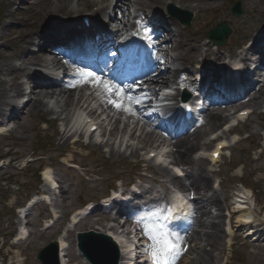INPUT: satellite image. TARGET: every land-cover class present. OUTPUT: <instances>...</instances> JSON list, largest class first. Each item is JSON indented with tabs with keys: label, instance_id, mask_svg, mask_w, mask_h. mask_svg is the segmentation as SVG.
Wrapping results in <instances>:
<instances>
[{
	"label": "rangeland",
	"instance_id": "374dc122",
	"mask_svg": "<svg viewBox=\"0 0 264 264\" xmlns=\"http://www.w3.org/2000/svg\"><path fill=\"white\" fill-rule=\"evenodd\" d=\"M14 1H17V5L11 7L7 6L6 0H0V8L2 11L0 19V49L4 51H11L12 45L2 40L1 35L14 31L11 36L14 37L24 28L22 20L10 17L14 9H17L18 6H24L21 5L20 0ZM48 1L49 0H32L31 2L32 7L26 18L30 19L31 23L35 24V30L42 27L44 22H46L45 25L56 23L61 17L60 14L53 13V15L57 17L52 16V13H50L51 15L47 14L49 11L44 14H37L38 9H41V7L44 8ZM51 1L53 0H50V2ZM124 1L126 4L128 1L130 2V0ZM213 1L225 5L226 13H228L231 3L234 0ZM117 2V0L113 1V7ZM243 2L246 9L244 15L240 18L232 16V22L234 21L235 23L234 26L236 31L233 43L238 42V40L242 38V32L246 33L247 29L251 28V25L255 23L256 25L258 23L264 24V0H243ZM120 4L122 7L123 3ZM54 5L53 3V6ZM192 5L195 6L197 4ZM202 6L206 8L209 5L203 4ZM255 6L259 8L260 11H255ZM114 8L115 10H110L109 13L115 16L117 14L118 18L122 19V14H120V10H118V4L117 8ZM85 10L87 9L85 8L83 11ZM104 14H106V11ZM203 14L208 21H213L215 18L219 17L214 20L211 25L223 20L221 16H216L211 12H205ZM78 16L81 15L78 14ZM195 22L196 16L194 14V21L188 29L195 28ZM41 30L42 29L36 31L37 36L42 34ZM27 31L28 30H25V32ZM204 41L205 40H203V42ZM49 48L50 47H48V49ZM223 53L227 55L226 52ZM25 57H27V55H25ZM201 58L202 56L199 55L197 62L201 61ZM7 61H13L17 64L21 63L19 60L8 59L0 55V90L4 88L3 84L10 79V76L5 75L2 71ZM179 65L180 62H178L176 66L178 67ZM191 65L195 67L194 63ZM45 101L47 105L49 104V109L53 106L56 107L54 114L51 115V112L46 110L47 108L38 111L33 107H28L23 111L19 120L10 123L12 131L7 135L0 136V157H3V159L5 158L4 162L6 163L10 160L14 163L0 171V179L14 181L17 184L7 187H2L0 184V247L3 241L6 240L4 248L0 249V264H12L11 260L14 261V259L21 254L23 260L20 264H40L37 260V253L39 250L49 242L55 239L58 240L61 237L63 238V236L68 244L69 263L87 264L86 260L78 253L76 232L78 230L93 228L94 221H97V224H106L109 222L108 217H112L114 214L109 212L107 213L108 215H105L102 211H95L89 215L82 214L79 215L80 221L78 224L68 227L70 222L69 217L74 215L75 209L83 207L89 202L97 203L100 197L109 193L111 187H116V184H121L122 182L124 184L131 182V180L134 179V175H136V178L143 177L142 181L139 183L142 192L144 191V196L141 197L140 203H147L149 200L148 197L151 196L164 195L165 193L169 194V187H171V189H176L173 183L176 175H170L168 173L170 167L176 165L170 154L173 146H169L167 153L159 158L160 163H164V165H157L155 161L151 159L147 162H143L141 159L146 157L148 150L151 149L148 146L150 145L148 142L153 141H144L141 143L138 139L128 140L129 138L126 137L122 146L120 141L123 137L121 133L117 134L119 133L118 131H115V134L112 135V139L109 140L110 144H108V146H106V144L103 147L102 150L104 151V155H102L100 149L96 147L87 148L89 150L85 151L87 154L86 158L79 157V153H76V161L81 165H85L87 168L86 176H82L78 170L73 169L74 172L67 170L71 168L60 161V151L63 150V145L66 141L57 138L59 132L58 126L61 122L58 123V121H55L50 123L48 130H44L42 127V120L54 118L55 116L62 117V110L57 106L56 99H45ZM251 103L247 105V108L253 110V114L244 123L239 124L237 127L239 135H233L227 131L234 122H237L234 117L231 118L229 123L223 125L219 129V132H224L227 144L229 145V148L224 151L220 162L211 163L209 160L210 150L213 145L203 144L198 152H193V156L198 161L197 165H202V167L208 171L212 179L213 187L209 188L206 192L208 194L207 196L216 193L222 202L223 228L227 235L223 238L220 249L213 253L215 264H264V248H261L260 241L250 242L242 235V233L246 232V229H241L238 226L237 220L232 224L229 221V215H231L234 208L236 193L246 190L244 186L237 184V181L241 180L250 187L248 189L253 190L257 198L258 204L255 210L256 219L264 221V136L262 135L264 129V99L261 100L258 106ZM5 109H9V106L5 107ZM73 112L74 108H72V113ZM1 121L2 118L0 117V123ZM132 121L133 119L130 120V123H132ZM112 125H108L106 129L101 128V130H105L107 136H109L113 128ZM202 129H208V125L202 126ZM112 133H114V131ZM210 135L211 134L208 136L205 135L206 138H204V141H209L210 139L208 137ZM248 135H250V138L244 140ZM106 140L107 139H105V141ZM128 142L133 144L134 147L139 146V148L144 150L141 151L140 157L133 155L132 149L125 148ZM258 144H261V149H256ZM112 147H115L117 151L120 149L121 152L119 153L118 151L117 154H112ZM34 150L36 154L42 155L43 159L36 160L33 165L25 170H21L15 166H19V162H21L23 158L30 157ZM78 152L81 151L78 150ZM49 163L54 169L58 183L61 185L60 190L56 191L51 197L52 206L54 208V218H52V215L48 211L47 204L42 201V197L35 196L36 192L42 194L46 187H39L38 184L35 183L37 181L38 171ZM240 163H242V165L236 170H233V167ZM147 168L150 170H147ZM181 168L184 176L187 174V177H190V171L192 169L185 164H183ZM80 171L82 170L80 169ZM243 172L244 177H239V174L242 175ZM161 178H163L165 182L160 181ZM248 192L251 191L247 190V193ZM194 194L200 196L199 201L206 202L207 196L198 194L197 192ZM11 195H18L16 201L21 205H27L29 198H33V200L36 201V204L30 209L29 217L25 219L23 225L30 235L20 245L17 244L20 241L17 237L10 242L6 239V236L10 237L9 233L11 232H15L14 235L18 234L19 224L16 221L18 218L13 220L12 223L7 220L9 213L12 214L13 212L16 216V212L12 207L15 196ZM207 208L211 217L214 218L218 213L217 208L212 205L207 206ZM85 209H82V211L80 210V212H83ZM260 211L261 214L259 215ZM76 215L77 213L74 216ZM41 216L43 219L40 218ZM206 220L210 219L207 218ZM51 221H55V223L46 228L45 226L50 224ZM12 224L14 228H12ZM96 227L102 226L96 225ZM140 227L142 228L145 243L148 249H151L154 241L151 239L150 234L145 233L147 230L145 222H141ZM198 231H202V228L198 227ZM107 247L109 248V245H107ZM200 247L206 250L207 243L204 240L191 242V249L187 252L180 264L190 263V261L197 256Z\"/></svg>",
	"mask_w": 264,
	"mask_h": 264
},
{
	"label": "bare ground",
	"instance_id": "6f19581e",
	"mask_svg": "<svg viewBox=\"0 0 264 264\" xmlns=\"http://www.w3.org/2000/svg\"><path fill=\"white\" fill-rule=\"evenodd\" d=\"M9 4L11 6H14L17 2H11L12 0H8ZM84 0H78L77 5H73V0H53L50 2V0L46 3L47 5L41 9H38L37 14H44L47 11L55 12V14H62L64 16L71 15L73 13H80L84 8L88 7L86 3L83 2ZM111 0H97L94 1V3H97L102 6V10L106 7L103 6L106 2H109ZM187 1H193V0H136V1H130L131 6L125 5L124 7H120L119 10L121 11L124 19H117L114 20L116 22L115 25H117L118 30L115 32L117 35L119 34V31L123 30L125 27L128 29H134L135 24L133 23L132 18L137 17H143V14H145V9L149 7L152 14L151 16L155 18V16H158L159 21L162 19L164 23L167 24H160V27L163 28V30L168 34L167 37L162 38L163 44H167L170 49L172 50H178L177 55H171L169 53L161 55L160 58L166 61L167 63L170 59L173 61L180 60L182 64H185L186 62H192L191 58H194L195 52L202 48H207L208 51H211V43H201V40L203 39V34H206V27L208 26L209 21L203 14L204 12H211L215 14L216 16L222 15L225 12V5H222L221 3H216L215 1L211 0H194L197 2L196 6H191L190 4H186ZM255 1V0H254ZM32 1L31 0H22L21 3L24 4V6H21L14 10L13 13H11V17L15 19H20L23 22V29L19 31L20 35L16 37H11V35L14 33V31H10V33L2 34L1 38L4 41H7L13 45V49L11 51H4L0 49V55L8 58V59H14V60H21L22 64H32L36 63L44 68H51L52 64H55L58 62V56L59 54L54 53V56H47L45 50L47 45H54L56 43H59L58 41L62 40V38L54 37V35H41V37L38 38L39 43L37 42L35 45L37 46V51H30L29 48L34 43V25L30 22L29 19L26 18L28 16V13L30 11V8L32 7ZM169 2L175 3L185 9L196 11L197 17V23L199 25L198 29L196 30H182L183 25L173 19L169 18V20L165 19L166 17L164 10L160 9V4H168ZM53 3L55 4L54 7ZM120 3H123L120 0ZM139 3L140 6L137 8L134 4ZM184 3V4H181ZM138 4V5H139ZM203 4H208L209 6L206 8H203ZM121 5V4H119ZM118 5V6H119ZM117 7V6H116ZM255 11H260L259 8L256 6L254 7ZM140 14V15H139ZM94 15H97L95 13ZM139 15V16H138ZM113 22L111 21L110 24ZM63 25V24H62ZM70 25V24H69ZM66 24L63 28H61L58 32V34L65 33L67 30H71L72 25L69 26ZM144 26H147L146 23H143ZM50 26V25H49ZM256 23L251 25V28H248L244 38H248L250 36L251 30L253 31L255 29ZM25 30H29L30 32H25ZM256 30V29H255ZM189 31V32H188ZM153 32H156L154 30H150V34L152 35ZM205 38V36H204ZM264 38V30L263 35L258 36L254 39V42L251 46H245L240 50L239 52H236L237 56L241 61H245L247 57L249 56V52L256 49L258 42H261V39ZM63 41V40H62ZM60 41V42H62ZM189 48H193V51H190ZM195 49V50H194ZM44 51V52H43ZM42 53V54H39ZM161 53L163 54L162 50ZM27 55V57H25ZM221 54L218 53L216 58H220ZM107 56L105 59V63H107L108 58ZM115 59V58H114ZM163 63V64H165ZM105 65V64H104ZM165 71H159L157 75L155 76H149V80H152V82L159 81L162 86L164 87H176L178 83H180L179 75L177 74L180 69H178L175 72H172L169 67H167ZM111 69H114V67H107L104 68V71H109ZM39 70V69H38ZM38 70H32L30 67L28 69H25V66L23 65H17L14 63H11L9 61L6 62L5 67L2 68V71L5 75L10 76V81H7L3 84L4 88L0 90V116L5 117V110L3 109V106L8 105L10 103L9 98L10 97H19L23 93L22 88V82L20 81L21 78L24 76V73L29 78H32L34 81L33 87L29 91L30 98L28 99V106L34 107L36 110L40 111L46 106L45 104V98H55L57 105L60 106L62 109V113H65V120H68L69 115L71 114V108L75 107L76 110H78L77 120L81 119L82 117V108L86 106L88 103V100L97 92V90H102V85L100 87L94 86L93 83H88L84 81H76L74 78L72 81H70L68 84L65 85L63 82H57L55 80H52V78H49L45 75L44 72L38 71ZM149 70V69H148ZM204 70H206L205 74H208L211 72L219 71V68H214L211 70V68L204 67ZM142 72V71H140ZM48 78V79H47ZM50 81V82H47ZM188 83L189 81L186 80ZM250 90L254 92L251 94V102L252 104L258 106L262 99H264V80L259 84H254ZM257 88V90H256ZM234 89V88H232ZM76 90H79L76 91ZM76 92H78L76 94ZM248 92L246 93L245 97L247 96ZM179 93L177 94L178 97ZM174 95H170V98H173ZM176 97V98H177ZM126 103H129L126 101ZM130 104V103H129ZM24 107V106H23ZM237 107V105L232 106ZM104 110H108L111 120L114 118V122L117 123L121 120V111L126 110L125 106L123 109L116 108L110 103H106L105 106H103ZM54 109H52L53 111ZM229 109H217L210 111L206 116V121L209 125V129L212 131H215L218 129L219 126H221L225 121L228 120L229 116L233 113L230 111L229 114L224 113V111H229ZM133 111V109H132ZM136 113L139 115V111H136ZM236 113V112H235ZM15 112L11 115V120H16L17 115L13 116ZM13 116V117H12ZM140 116H143L140 113ZM130 115H127L126 118L129 120ZM128 120L124 122V125L122 127L118 126L117 124L114 127V133H111V135L115 134V131L121 130L122 133L125 135H128L129 138H146L147 140H152L153 138L157 137L154 131L148 130L145 132V129L148 125L147 122L140 125L139 122H133L132 126L129 125ZM139 132H141L139 134ZM65 133V132H64ZM206 130H201L197 128L195 131L175 139L172 141V144L174 146V150L171 151V156L173 157V160L176 164H185L188 165L192 170L190 171V177L186 180H189V183L184 181L183 179H175L174 183L179 187H182L183 189H190L194 191H198V193H202V195L207 196L206 193L209 188L211 187V177L206 172V170L201 166H198L197 159L193 158L192 153L198 150L200 145L202 144V140L204 139V136L206 135ZM72 135L68 136L66 140H69ZM223 134L219 133L216 136H214L211 139V144L214 138L216 139H223ZM80 141V139H77ZM127 148H131L132 144H126ZM219 150V147L217 148ZM118 151H116L114 148L112 149V154H117ZM120 153V152H119ZM134 155H139L140 151L138 148H136L133 151ZM214 161H216L213 156H211ZM194 171V172H192ZM46 175L50 176L49 171L45 172ZM212 205L217 207L218 213L216 217H211L210 212L208 211L207 206ZM222 204L221 199L216 193H212L211 195L207 196L206 203L196 201V212H198V216L195 219V225L192 229V232L189 233L188 236H186V243L190 242H197L205 241L207 243V249H203L200 247V250L197 253V256L194 257L190 263L188 264H215L214 262V250L220 249L221 242L223 240L224 236V230H223V214L221 210ZM236 218L237 222L240 226H245L244 223L245 219L244 217L249 215L252 217L251 211L244 212L240 209H236ZM209 218L210 220H206ZM106 219V218H104ZM249 222H252V219H246ZM116 222V224L114 223ZM104 229L99 231L104 232L107 235L113 236L115 239L120 241V236L117 235L120 228L123 229V232L125 231L124 224H121V221L117 218L111 219V222L109 224H101ZM198 227L202 228V231H198ZM252 228H255L256 232H261V229H259V225H253ZM254 230V231H255ZM264 235V233L260 234ZM261 238H264V236H261ZM191 247V244H190ZM209 247V249H208ZM193 248V246H192ZM261 248H264V239L263 243L261 245ZM124 249L122 247L121 250V263L125 264L124 259L127 258V251L123 252ZM60 252H61V262L62 264H67L69 260V253L65 244V240L61 239L60 241Z\"/></svg>",
	"mask_w": 264,
	"mask_h": 264
},
{
	"label": "snow or ice",
	"instance_id": "6c2138e0",
	"mask_svg": "<svg viewBox=\"0 0 264 264\" xmlns=\"http://www.w3.org/2000/svg\"><path fill=\"white\" fill-rule=\"evenodd\" d=\"M147 31V29H145ZM150 39V37H146ZM82 78H85V82L93 83L94 86L100 87L103 86L105 92H107L110 96H120L121 99H125L123 95L125 93V88L120 84H116L113 81L105 80L100 75L95 72H85L82 69L77 70ZM128 88H131L132 85H128ZM127 102H131L136 100L135 97L127 96ZM139 102V101H137ZM109 103L113 104L117 108H124V104L118 103L117 100H109ZM128 111H132L131 107L127 109ZM179 173L180 170L176 169ZM169 209V213H170ZM148 216H156L157 212H151L147 214ZM167 217H165L166 219ZM140 219H144L141 217ZM146 229L149 232L151 239L154 241L152 246V257L153 264H174L176 256L178 255V245L173 239V237H177V234L171 232V230L167 229L166 225L160 224L158 227L156 225L148 224L146 225Z\"/></svg>",
	"mask_w": 264,
	"mask_h": 264
},
{
	"label": "water",
	"instance_id": "95a60500",
	"mask_svg": "<svg viewBox=\"0 0 264 264\" xmlns=\"http://www.w3.org/2000/svg\"><path fill=\"white\" fill-rule=\"evenodd\" d=\"M219 31L221 33H224V34H227V31H228V26H226L225 24H223L220 28H219ZM91 235L92 237H102L100 236L99 234H96V233H91V234H88V235H83L82 236V243H81V247L82 249L86 252L87 256L91 259L94 260V257H93V253H92V250L90 248H88L86 245H85V241H87V238L88 236ZM103 238H106V237H103Z\"/></svg>",
	"mask_w": 264,
	"mask_h": 264
}]
</instances>
